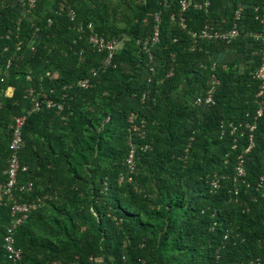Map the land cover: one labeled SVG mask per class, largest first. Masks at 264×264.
I'll return each mask as SVG.
<instances>
[{
  "label": "trees",
  "instance_id": "1",
  "mask_svg": "<svg viewBox=\"0 0 264 264\" xmlns=\"http://www.w3.org/2000/svg\"><path fill=\"white\" fill-rule=\"evenodd\" d=\"M67 1L74 6L77 23L92 24L107 39L126 35L129 42L116 53V68L99 70L105 55L94 52L85 38L79 39L69 19L57 13V2L39 0L28 10L20 0H0V79L6 75L0 82V169L6 168L9 156L10 125L34 106L30 90L41 103L53 99L66 105V120L42 104L27 116L23 129L26 146L20 158L27 170L20 172L19 185L33 182L34 191L16 195L20 202L45 198L43 208L16 232L23 261L264 264V189L259 186L264 178V117L257 121L254 148L248 153V137L230 133L232 123L252 122L257 108L253 74L259 57L252 54L254 50L242 52L243 71L235 69L232 60L225 62L227 71L220 64L212 69L216 48L232 49L243 41L259 50L249 33L260 31L255 9L261 0H211L209 13L191 7L184 13L186 29L177 18L179 0H145L137 23L123 13L124 29L118 27L120 9L113 0ZM239 6L243 7L239 39L229 46L199 41L191 51L192 33L206 25L228 30ZM158 13L162 23L160 41L151 49L152 72L148 54L138 46L141 57L135 61L133 53L139 40L152 35ZM146 14H150L147 25L142 21ZM29 25L33 28L23 35ZM9 61L12 66L5 72ZM93 68L99 73L90 88L74 86ZM127 68L133 73L128 74ZM213 74L221 81L214 104L196 105L206 96ZM9 87L14 88L12 97L6 96ZM132 147L134 173L126 165ZM240 156L245 183L235 182ZM145 169L154 187L144 179ZM215 175L221 177V186L214 192ZM151 192L156 200L149 198ZM52 207L69 214L58 231L48 227L54 222L49 220ZM11 220L9 205H1L0 264H14L3 249Z\"/></svg>",
  "mask_w": 264,
  "mask_h": 264
},
{
  "label": "built area",
  "instance_id": "2",
  "mask_svg": "<svg viewBox=\"0 0 264 264\" xmlns=\"http://www.w3.org/2000/svg\"><path fill=\"white\" fill-rule=\"evenodd\" d=\"M52 2H57V13L60 15H65L71 24V28L76 31L79 36V39H86L87 43L90 45L92 50L99 54H104L105 57L100 65V69L106 70L109 68H116L115 55L120 50V40L116 38L107 39L99 34H97L92 24L87 26L83 23H77V14L72 6L68 4L66 0L58 2V0H51ZM39 0H20V3L26 7L28 10H32L36 7ZM180 11L177 16L178 22L183 29H186L184 13H186L191 7L197 11H202L209 13L211 8V0H179ZM167 5V3H165ZM256 17L255 20L259 22L260 31L253 35L254 38L259 42L260 48L258 50L259 57V66L253 74L254 80L257 82V91L255 95V104L257 108L255 114L253 115L252 122L231 124V135L240 132L241 137H248L249 147L246 150V153L250 152L254 148V132L257 129V121L260 118L264 117V0H261V5L255 9ZM243 7L239 6L234 13L232 26L228 30H218L210 25H206L198 33H192V42L193 46L191 51H195L196 45L199 41H211L217 44H223L226 46L232 45L237 39L240 38V23L242 21ZM161 13H158L154 17V29L152 35L144 40H139L138 45L142 50L148 54L149 67L151 71L155 72L154 67L152 66V61L154 59L152 48L160 41V31H161ZM174 19V18H173ZM20 23H18L19 26ZM52 25V20H48V26ZM20 30V27L18 28ZM38 31V30H37ZM249 34V36H252ZM9 48H5L4 51H8ZM16 51L22 52V43L17 42ZM30 51L36 53V48L30 45ZM82 57V54H81ZM12 66V61H9L5 66V72L9 70ZM200 67H205L203 64H199ZM218 64L212 63V69L215 70ZM225 71L226 66H221ZM98 69H92L89 76L85 79L74 83V86L79 87L80 89L86 90L92 86V81L98 76ZM173 75V69L169 72L168 77ZM4 75L0 82H5ZM221 81L216 74L211 76L209 83V89L207 90L206 96L204 99L199 98L195 103L198 106L206 104L211 106L214 104V93L220 87ZM71 86H66V90L70 89ZM14 88L9 87L6 91L7 97H12ZM29 96L33 98L34 106L32 111H29L27 115L17 116L14 118V121L11 126V139L9 143V156L6 162V168L4 170L0 169V206L9 205L10 216L12 218L10 224L6 228V233L3 241V249L8 260L12 261L14 264H26L23 261V253L21 250L16 248V232L18 228L23 225L31 214L43 208L45 204V198L37 197L32 200H26L25 202H20L16 195V192L20 194H32L34 191V183L28 182L23 185H19V174L20 172H25L27 167L23 166L21 163V152L26 146V142L23 136V129L25 127L27 116L32 112L39 111L42 107V104L47 109H55L58 115H61L63 120H66V115L63 113L66 110L65 102H55L53 99H47L44 102H39L35 97L34 90L29 91ZM147 94L143 95L142 101L145 100ZM65 97V95H64ZM63 97V99H64ZM62 99V98H61ZM62 99V100H63ZM252 116V115H251ZM135 118L134 115L131 116L130 120L133 121ZM135 130H139L138 127H135ZM224 134V130L222 132ZM237 139L234 140L233 149L237 147ZM147 148V147H146ZM145 148V149H146ZM135 159H136V150L135 147H132L131 152L129 153L126 165L131 173L135 172ZM237 178L235 182L240 180L242 183H245L244 177L246 176V171L244 168V158L239 157V161L236 167ZM220 178L217 175L213 177L211 181V186L213 191H217L220 188ZM131 180V179H130ZM260 187L264 189V178L261 179L259 184ZM233 194H238V189L234 187Z\"/></svg>",
  "mask_w": 264,
  "mask_h": 264
},
{
  "label": "rangeland",
  "instance_id": "3",
  "mask_svg": "<svg viewBox=\"0 0 264 264\" xmlns=\"http://www.w3.org/2000/svg\"><path fill=\"white\" fill-rule=\"evenodd\" d=\"M67 1V0H66ZM68 2V1H67ZM113 5L114 4H116L117 3V7L120 9L119 11H118V14H117V16H116V19H117V22H118V27L120 28V29H124L125 27H126V25H127V22H125V19H124V15H123V13H126V15H128V17L129 18H131V19H134V22L135 23H137L138 22V20H139V15L140 14H142V12L140 11V8H139V6L140 5H144L143 3H145V0H135V2H132L131 0H113ZM68 4L70 5V6H72L73 7V9H74V6L71 4V3H69L68 2ZM130 5H131V7H132V9L130 8H128V7H130ZM52 7V6H51ZM46 8H47V6H46ZM48 8H50L49 6H48ZM75 10V9H74ZM26 13H28V14H31L32 12H27V11H25ZM144 13V12H143ZM149 16H150V14L148 15V14H146V16L143 18V23L145 24V25H147V23H148V20H149ZM20 19V21H21V18H19ZM32 19V21L34 20L33 19V16H30L29 17V20H31ZM33 25V24H32ZM32 25H29V27H27V29H26V32H24L23 31V28H22V32H24V33H22L23 35L25 34V35H28L29 34V32H30V29H31V27L33 28V26ZM84 26H85V24H84ZM130 27H132V26H130ZM127 42H129V37L128 36H126V35H121V40H120V50H122L125 46H126V43ZM87 45V44H86ZM139 45H138V42H137V44H135V46H134V53H133V55H134V59H135V61H140L139 59H140V55H141V53H140V49H139V47H138ZM83 52H85V49H83L82 50ZM29 54H27V56H28ZM133 68H127V73L128 74H132L133 73ZM181 89V88H180ZM209 89V88H208ZM176 94H177V91L173 94L174 96H176ZM189 104L190 105H193V102L192 101H190L189 102ZM109 118L108 119H106V121H105V123H108L109 122ZM10 127H11V125H10ZM10 127H8L9 129H10ZM193 141V138H192V140H191V142ZM187 146H189V148L191 147V144H190V142L188 143V145ZM143 175H144V179H147L148 181H150V183H148V185L149 186H153V182H154V179H153V177L151 176V174L150 173H148V171L145 169L144 170V173H143ZM154 187V186H153ZM142 189V188H141ZM143 190V189H142ZM149 198L150 199H152V200H156L157 198H156V194L154 193V192H151V194L149 195ZM50 213V215L53 217V218H51V219H49V220H54V222L52 221V222H49L48 223V227H52L53 229H56L57 231H58V229H61V226H62V223L63 222H66L67 221V219L66 218H68V215L69 214H66V215H62V214H60L57 210H56V208H54V207H52V210L49 212ZM48 220V221H49ZM51 225V226H50ZM34 230H35V227L33 228ZM47 239H53V237L52 236H47L46 237ZM99 261H100V259H99Z\"/></svg>",
  "mask_w": 264,
  "mask_h": 264
},
{
  "label": "crops",
  "instance_id": "4",
  "mask_svg": "<svg viewBox=\"0 0 264 264\" xmlns=\"http://www.w3.org/2000/svg\"><path fill=\"white\" fill-rule=\"evenodd\" d=\"M256 33H258V32H250L249 34L256 35ZM253 35L249 36V37L255 43L259 44L257 39L253 37ZM250 50L251 51L254 50V52L252 54L253 55H257L258 49L256 50V45L255 46H252L250 44L246 45V44H244L243 41H239L232 49H225V50H223L221 48L214 49L212 59L214 60L215 64H220V66H226V70L225 71H227L229 69V66L225 62H227L229 60L236 61V65L234 66V68L243 71L245 69V66L240 61L239 58L242 57L241 56L242 52H247V51H250Z\"/></svg>",
  "mask_w": 264,
  "mask_h": 264
}]
</instances>
